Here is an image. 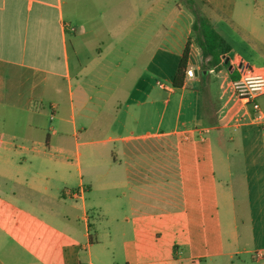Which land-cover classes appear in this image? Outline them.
Instances as JSON below:
<instances>
[{
  "label": "crops",
  "instance_id": "crops-1",
  "mask_svg": "<svg viewBox=\"0 0 264 264\" xmlns=\"http://www.w3.org/2000/svg\"><path fill=\"white\" fill-rule=\"evenodd\" d=\"M195 1L220 70L186 0H0V264H264V0Z\"/></svg>",
  "mask_w": 264,
  "mask_h": 264
},
{
  "label": "trees",
  "instance_id": "trees-1",
  "mask_svg": "<svg viewBox=\"0 0 264 264\" xmlns=\"http://www.w3.org/2000/svg\"><path fill=\"white\" fill-rule=\"evenodd\" d=\"M192 8L195 21L192 24V34L197 37L199 42V49L203 60V68L208 71L210 68L220 70L226 66L229 60V54L232 47L225 42V40L215 31L210 24L211 22L203 16L196 7L195 0H186ZM191 48V41L188 42L187 47L182 54L178 71L173 79V87L181 89L186 79L188 72L189 52Z\"/></svg>",
  "mask_w": 264,
  "mask_h": 264
},
{
  "label": "built area",
  "instance_id": "built-area-1",
  "mask_svg": "<svg viewBox=\"0 0 264 264\" xmlns=\"http://www.w3.org/2000/svg\"><path fill=\"white\" fill-rule=\"evenodd\" d=\"M194 71H188L186 75L188 77L193 76ZM248 75H254V76H259L261 79H264V76L261 74L256 73L252 68H250L248 65H242L240 67V74L239 77L233 81L232 87L234 94L239 98V100L244 101L248 105H250L253 110L257 113L260 112V105H259V100L264 97V89L260 91H254L249 93L247 89L245 88L244 83H242V79ZM243 90V91H242ZM255 122L264 124V117L261 115H258L255 119ZM70 197L72 198H77L79 197V192H68Z\"/></svg>",
  "mask_w": 264,
  "mask_h": 264
},
{
  "label": "clouds",
  "instance_id": "clouds-1",
  "mask_svg": "<svg viewBox=\"0 0 264 264\" xmlns=\"http://www.w3.org/2000/svg\"><path fill=\"white\" fill-rule=\"evenodd\" d=\"M242 83L249 93L264 89V79L259 76L248 75L242 79Z\"/></svg>",
  "mask_w": 264,
  "mask_h": 264
},
{
  "label": "rangeland",
  "instance_id": "rangeland-1",
  "mask_svg": "<svg viewBox=\"0 0 264 264\" xmlns=\"http://www.w3.org/2000/svg\"><path fill=\"white\" fill-rule=\"evenodd\" d=\"M235 96H236V95H235ZM236 97H237V96H236ZM237 100H238V101H241V100H239L238 97H237ZM241 102L243 103L244 107L248 108L249 105H248L247 103H245V102H243V101H241ZM250 108H251V107L249 106L248 109H250ZM76 181H77V177H76ZM77 186H78V185H77ZM66 187H67V186H66ZM69 187H70V186L68 185V188H63L62 193L65 194L66 191H69V190H70V191H73V190H78V189H79V187H76L77 189H72L71 187H70V188H71V189H70Z\"/></svg>",
  "mask_w": 264,
  "mask_h": 264
}]
</instances>
